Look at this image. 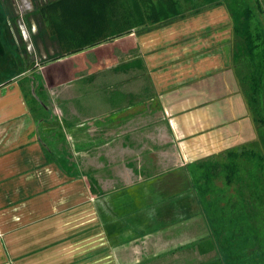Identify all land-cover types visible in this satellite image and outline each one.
Returning a JSON list of instances; mask_svg holds the SVG:
<instances>
[{"label":"crops","instance_id":"0c3cea01","mask_svg":"<svg viewBox=\"0 0 264 264\" xmlns=\"http://www.w3.org/2000/svg\"><path fill=\"white\" fill-rule=\"evenodd\" d=\"M192 16L57 56L30 18L38 49H0V264H218L191 161L255 128L235 83L220 95L218 48L182 37Z\"/></svg>","mask_w":264,"mask_h":264},{"label":"rangeland","instance_id":"374dc122","mask_svg":"<svg viewBox=\"0 0 264 264\" xmlns=\"http://www.w3.org/2000/svg\"><path fill=\"white\" fill-rule=\"evenodd\" d=\"M2 1L0 0V11L3 10V4L8 10L10 0H4V2L8 1L7 3H2ZM14 1L16 2V0ZM129 1L62 0L51 7L45 6L42 14L37 8H27L24 10L26 14L17 12L13 15V11L9 8L7 14L0 15V49L6 53L10 52L9 49H12L13 42L18 47L27 48V39L9 40L6 36L7 30L3 24L5 18L9 25L10 22L15 24L14 28L19 32L15 16L23 17L21 21H24V26L30 34L28 40L35 47L34 37L36 34L31 32L29 19L34 18L37 23L40 21V25H37L40 37H44L46 45L54 51L52 53L49 49L46 52L54 56L61 52H70L83 47L82 44L85 41L83 38L88 37V34L93 31L104 29V37L121 34L125 32L121 31L126 22L124 19L137 22L136 17L138 16L134 12L138 13V10L132 8ZM245 2L251 5L256 14L261 26L264 46V0H245ZM130 8L132 15L127 11ZM194 9L195 7L189 6L185 15L195 17L192 19L191 25L188 21L178 23V29L184 34L182 37L186 40H196L200 46L209 51L218 48V80L222 79L224 83H227V80L232 79L228 86L226 84L220 86V95L225 96L226 89H232L235 83V86L245 95L255 128L254 139L235 137L238 142H235L232 147L191 161L192 177L194 182L196 181V186L200 184L204 195L202 200L206 201L207 220L209 219L212 236L215 237L217 253L213 260L218 264H264V84L261 97L250 91L247 77L251 73L253 65L243 54L245 45L243 39L233 33L232 18L225 3L202 5L197 12ZM120 12L123 13L122 19H118ZM178 18L155 22L149 28L157 24L171 27ZM110 23L120 29H110ZM197 23L198 26L195 25ZM12 26L10 25V27ZM140 27L141 25L132 28ZM55 37L61 38L59 44H56L59 39L55 40ZM198 39H203L204 42H199ZM69 40H71L70 44ZM55 50L60 52H55ZM6 53L2 55L0 63L4 62ZM40 63L42 64L41 60L32 63L31 66L36 69ZM6 69L8 72V68ZM2 74L0 72V77ZM31 87H34L35 94H29ZM48 91L49 86L43 77L29 79L27 94L32 104L37 107L40 118H46L57 112V108L48 99ZM231 161L235 162L237 172L236 175H231V179H228L230 168L227 171L225 166L227 162ZM209 197L211 200L207 201ZM258 218L261 221L260 227L256 225Z\"/></svg>","mask_w":264,"mask_h":264},{"label":"trees","instance_id":"16d2710c","mask_svg":"<svg viewBox=\"0 0 264 264\" xmlns=\"http://www.w3.org/2000/svg\"><path fill=\"white\" fill-rule=\"evenodd\" d=\"M61 1L62 0H55L48 4V7ZM220 3H225L227 6L232 18L233 33L243 39L245 43L243 54L253 65L251 73H249L247 77L249 80L250 91L252 94L256 93L261 97V90L263 89L262 86L264 84V46L262 43V30L253 8L249 3H246L245 0H130L129 4L132 5V8L138 10V13L134 12V14L138 16L136 17L137 22L134 23L127 18L124 19L126 22L121 31H127L132 27L140 25L141 28H149L150 25L155 22L170 21L177 17H183L186 15L189 6L195 7L194 11L197 12L202 5H216ZM127 11L130 14L131 8L127 9ZM118 17V19H122L123 13L120 12ZM118 19L116 20L117 22L119 21ZM110 27V29H120L119 27L115 28L116 25L112 23H110ZM234 164L235 162L233 163V161L226 163L225 168L228 169L227 171H229L230 168V173L228 174L229 177L226 176L228 179L232 178L231 175H236L237 170ZM195 182L194 186L198 189L199 202L207 215L206 201L202 200L204 195L200 184L196 186ZM210 197L207 201L211 200ZM212 219H215V217H212ZM260 222L261 221L258 218L256 224L258 227L261 226L259 225Z\"/></svg>","mask_w":264,"mask_h":264},{"label":"flooded vegetation","instance_id":"af4514ba","mask_svg":"<svg viewBox=\"0 0 264 264\" xmlns=\"http://www.w3.org/2000/svg\"><path fill=\"white\" fill-rule=\"evenodd\" d=\"M53 1H55V0H16V2L14 0H10L9 1L10 5H9V2L8 1L7 2H8V10L10 8L11 11H13L12 13H14L13 15H15V14H17V12H20L22 14H26V12L24 11V8H26L25 5H27V4L29 6H31V9L37 8L39 10V12H41V14H42L43 8ZM7 2H4V0L2 1V3H7ZM2 6H3L4 12H3V10L0 11V15L7 14V11H8L7 8L4 6V4ZM5 19H3L4 20L3 24H5V26H6V30H7L6 33L8 35L9 40H13L14 38H17L20 40L21 39H24V40L27 39V36L30 34L26 30V28L23 24L24 21H21V20H23L22 16H20V17L15 16V23H16V26L18 27L19 32L16 30V28H14L15 24L10 22V25H13L12 27H10L9 23L7 22V18H5ZM13 44H15V43L13 42Z\"/></svg>","mask_w":264,"mask_h":264},{"label":"water","instance_id":"95a60500","mask_svg":"<svg viewBox=\"0 0 264 264\" xmlns=\"http://www.w3.org/2000/svg\"><path fill=\"white\" fill-rule=\"evenodd\" d=\"M27 8H28V9H30V8H31V6H28V7L24 8V10H26Z\"/></svg>","mask_w":264,"mask_h":264}]
</instances>
